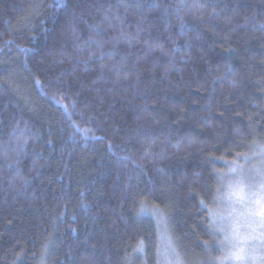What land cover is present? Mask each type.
<instances>
[{
    "label": "trees",
    "instance_id": "obj_1",
    "mask_svg": "<svg viewBox=\"0 0 264 264\" xmlns=\"http://www.w3.org/2000/svg\"><path fill=\"white\" fill-rule=\"evenodd\" d=\"M262 148L264 0H0V264H221Z\"/></svg>",
    "mask_w": 264,
    "mask_h": 264
},
{
    "label": "snow or ice",
    "instance_id": "obj_2",
    "mask_svg": "<svg viewBox=\"0 0 264 264\" xmlns=\"http://www.w3.org/2000/svg\"><path fill=\"white\" fill-rule=\"evenodd\" d=\"M125 39L131 37L125 35ZM261 151L264 152V148ZM237 168L238 165L233 168V174H236ZM229 199L232 203L229 219L232 221L233 250L226 259L236 264H264V168L250 182L246 183L243 178L237 179L230 186ZM168 248L175 253L170 240ZM139 251H143V248H139ZM168 264H182V261L177 256L175 260H169Z\"/></svg>",
    "mask_w": 264,
    "mask_h": 264
},
{
    "label": "rangeland",
    "instance_id": "obj_3",
    "mask_svg": "<svg viewBox=\"0 0 264 264\" xmlns=\"http://www.w3.org/2000/svg\"><path fill=\"white\" fill-rule=\"evenodd\" d=\"M263 165L264 163H262L259 166L260 168H255V167L254 168L251 167V169L242 168L241 173H239L235 177V180L243 178L246 183L250 182L252 178L257 176V172L260 169L264 168ZM231 185L232 184H229L228 187L226 188L227 192L225 196L219 197L218 199L219 203L217 205V210H216V217L212 221V224H215L216 226V228L213 229V232L214 233L219 232L221 234V240L219 244L220 245L219 253L223 255V264H236L235 261H232L231 259H226L230 256V253L233 250L232 249L233 240L231 239L232 221L229 219V213L231 212V209H232V203L230 202V199H229ZM172 248L175 249V253H173L169 248H167V245H165L162 242L160 258L163 264H168L169 260H175L177 256L182 261V264H204V262L198 259L197 260L195 259V261L191 260L188 262L186 261L185 257L181 256L180 252L174 245H172Z\"/></svg>",
    "mask_w": 264,
    "mask_h": 264
}]
</instances>
